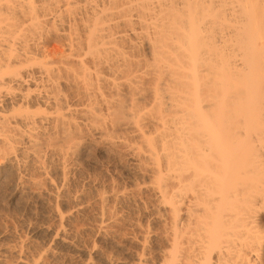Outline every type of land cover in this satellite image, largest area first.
Returning a JSON list of instances; mask_svg holds the SVG:
<instances>
[{
    "label": "bare ground",
    "instance_id": "bare-ground-1",
    "mask_svg": "<svg viewBox=\"0 0 264 264\" xmlns=\"http://www.w3.org/2000/svg\"><path fill=\"white\" fill-rule=\"evenodd\" d=\"M45 33L68 55L54 59L34 42ZM77 47L92 54V74ZM126 48L147 50L155 66L135 69ZM79 78L112 93L85 94L86 115L109 120L94 133H127L109 145L139 170L133 190L79 181ZM147 79L148 103L125 99ZM0 189L48 214L39 225H0V264H263L264 0H0ZM120 234L126 263L84 240L109 246Z\"/></svg>",
    "mask_w": 264,
    "mask_h": 264
},
{
    "label": "rangeland",
    "instance_id": "rangeland-1",
    "mask_svg": "<svg viewBox=\"0 0 264 264\" xmlns=\"http://www.w3.org/2000/svg\"><path fill=\"white\" fill-rule=\"evenodd\" d=\"M50 28V27H49ZM51 30V29H50ZM49 29H45V32L47 31H50ZM53 30V29H52ZM45 34H47V33H45ZM44 35V34H43ZM46 36V37H45ZM45 36H42V37H44V38H42L41 37V40H40V42H39V40H38V38H35V37H33L35 40H34V42L36 43V41L38 42V43H36V44H38L40 47H41V45H45V46H47L46 47V49H48V52L50 51V53H53L52 55L54 56V59L56 58V59H62L63 57L62 56H67L68 55V52H67V47H66V43L65 42H58V41H55V40H53V39H51V36L50 35H45ZM48 36H50V37H48ZM49 38V39H48ZM39 43H42L41 45L39 44ZM63 47V48H62ZM66 47V48H65ZM54 49V50H53ZM62 49H64V50H62ZM82 49V48H81ZM142 48H140L139 50H130V49H123L124 50V52H125V57H124V59H127L128 61H131V62H133L134 61V63L135 64H137V63H139L141 66H137L136 65V68L135 69H138L137 67H139V70H140V72H143L144 70L146 71V69H151L152 67H151V65H152V63L154 64V60L153 59H151V57H150V54L147 52V50H145V49H142ZM77 53L79 52V47H77ZM82 50H85V49H82ZM121 52H122V49H119ZM139 51V52H138ZM60 52V53H59ZM66 53V54H65ZM80 55H81V57L82 56H85L86 57V55L88 54L89 56H91V58H92V54H89V53H87V54H85L86 53V51H84V53H82V51L80 50ZM123 53V52H122ZM58 54H60V55H58ZM84 54V55H83ZM124 54V53H123ZM80 55L79 54H77V56L79 57H77V60L78 59H80ZM89 56H87L86 58H87V60H85L86 58H84L83 57V61L85 60V62L86 63H88L89 61H90V59L88 60V57ZM127 57V58H126ZM90 58V57H89ZM133 60V61H132ZM153 60V61H152ZM57 61H59V60H57ZM140 61V62H139ZM145 62V63H144ZM134 63H132L133 65H134ZM151 63V64H150ZM165 63V62H164ZM90 64H91V62H90ZM89 63L88 64H86V68H89L90 69V71H91V74L94 72L93 71V66H92V64L90 65ZM138 64V65H139ZM162 65H164V66H167L166 64H163L162 63ZM154 66H155V64H154ZM133 67H135V66H132L131 67V69L132 70H135ZM140 67H141V69H140ZM105 72V73H104ZM102 71V73H98V76H100V77H103L104 76V78H106L105 76H107L106 74H108V73H106V72H108V71ZM93 77V75L91 76V78ZM109 78V77H108ZM110 80H111V77L109 78ZM83 80V79H82ZM82 80L79 78V80H77L78 81V83H77V125H78V127H79V135H81V138H80V136H79V141L77 142L78 144H80V146H82V147H84V151H83V153H81L79 156H78V158H77V160L79 161V162H77L76 161V163L78 164V163H80L79 165H75V168H78V169H76V171L77 170H79L80 169V171L82 170V172H79V171H77V174H78V172L80 173L78 176H79V179L80 178H82V175H83V178H84V180H83V178L82 179H80L79 181H83V183H85L86 182V184H90V185H88L89 186V188H92V189H97V186L98 187H100V188H98V191L99 192H101L102 190H104V189H109V187H110V189H111V187L112 188H114V187H116V188H114V189H116V190H118V189H120V188H124L125 190H128V189H130V188H132V190H133V188H135V186L136 185H134V186H132L134 183H136V180L137 179H140V173H137L139 170H137V169H135V168H137V167H135V164H133V162L131 163V159L128 157V156H126V154H123V151H120L119 149L117 150V148L116 147H110V145H109V142L110 143H115V142H118L119 141V139L121 138H125V135L127 134L124 130H122V131H120V130H114L113 131V128H110V125H105V126H107V131H106V134L104 133V134H102V136L98 133V131L97 132H95L94 133V130H92V128H94V127H98L100 124H110L109 123V120H107V122H106V120H102V121H105V122H102L101 120V122H97V121H95V123H94V120L93 121H91L90 119H91V116H89V115H86L87 114V110L90 108L91 109V105H92V102L93 101H88V100H86L85 99V94H87L89 97L91 96H93V99H94V95H96V92H98V94L100 95V94H103L104 95V97L105 98H107V99H109L110 98V96L112 95V93H111V95H110V90H109V87H105V86H102V87H98L99 86V84L98 85H95V80H94V78H92V80H94V81H92L91 79V81H89V82H92L91 84H89V87L91 86V85H93V83H94V87L92 86V88L90 89L89 87H88V89L82 84ZM148 80V79H147ZM147 80H146V84H144V86H142V88L144 89H142L141 88V90H143V91H139V93L137 94V92L135 93H130V98H129V94H127L126 96H128V97H125V99L127 98L128 100H132V99H137L138 97H140V98H143V97H147V94L149 95L150 94V91H149V89L150 88H152V85H153V83H151L149 80H150V78H149V80H148V82H147ZM80 83H81V85H80ZM150 83V84H149ZM97 84V83H96ZM101 84V83H100ZM81 87V88H80ZM96 87V88H95ZM99 88V89H98ZM101 88V89H100ZM84 89V90H83ZM96 89H98V90H96ZM104 89V90H103ZM146 89H147V91H146ZM86 90L88 91V92H86ZM90 90H92V91H90ZM94 90H95V92H94ZM102 90V91H101ZM151 90V89H150ZM149 91V92H148ZM83 92V93H82ZM85 92V93H84ZM147 92V93H146ZM91 95H90V94ZM93 93V94H92ZM146 95H145V94ZM97 94V95H98ZM133 94H134V96H133ZM136 94V95H135ZM139 94H142L141 96L139 95ZM82 95H83V97L84 98H82ZM96 95V97L95 98H97L98 99V97L99 96H97ZM76 96V95H75ZM74 96V97H75ZM81 96V97H80ZM132 98V99H131ZM82 99H85V101L84 100H82ZM92 99V100H93ZM123 99H124V97H123ZM126 99V100H127ZM145 99V98H144ZM148 97H147V103H148ZM75 99H73V101H74ZM142 100V99H141ZM140 100V101H141ZM87 101V102H86ZM144 101H146V100H143V102L141 101V104L143 103L144 105L146 104V102H144ZM90 104H89V103ZM140 103V102H139ZM89 104V105H88ZM94 104V103H93ZM141 104H138L137 103V106L136 107H141L142 105ZM139 105H141V106H139ZM143 105V106H144ZM98 106L100 107L101 105H99L98 104ZM142 106V107H143ZM102 108H103V106H102ZM89 109V110H90ZM149 108L147 107V110H148ZM143 111H146L145 109L143 110ZM142 111V112H143ZM85 112V113H84ZM84 113V114H83ZM81 114V115H80ZM102 115H104L103 117H101ZM106 113L103 111L102 113H101V116H100V118H102V119H105L106 118ZM86 118V119H85ZM88 118V119H87ZM146 121H148L147 119L143 122L144 124H146V125H148V126H154V125H152V123L149 125ZM80 122V123H79ZM87 122V123H86ZM149 122V121H148ZM92 123V124H91ZM98 123H99V125H98ZM150 123V122H149ZM85 125V126H84ZM90 126H93V127H90ZM99 127H101V126H99ZM88 128V129H87ZM110 128V129H109ZM150 129H151V127H149ZM90 131V132H89ZM89 132V133H88ZM92 132V133H91ZM110 132H113V133H110ZM128 132V131H127ZM120 133H121V135H120ZM126 133V134H125ZM83 134V135H82ZM113 134H115V135H113ZM122 134H123V136H122ZM95 136V137H94ZM104 136V137H103ZM119 136V137H118ZM93 137V138H92ZM118 137V138H117ZM104 138V139H103ZM107 139V140H106ZM123 140V139H122ZM80 142V143H79ZM95 142V143H94ZM125 153V152H124ZM127 158V159H126ZM85 170V171H84ZM137 171V172H136ZM86 172V173H85ZM81 173H82V175H81ZM131 173V174H130ZM137 173V174H136ZM138 174H139V176H138ZM81 175V176H80ZM91 175L93 176V177H91ZM89 176V177H88ZM136 176H138V177H136ZM98 177V178H97ZM88 178L91 180V181H94L95 182V184H94V182L92 183V182H90V180L88 181ZM96 178H97V180H99V181H96ZM137 178V179H136ZM93 179V180H92ZM86 180V181H85ZM100 180H101V183H100ZM81 181V182H82ZM106 181V182H105ZM138 181H140V180H137V183H138ZM97 182H99V183H97ZM113 182V183H112ZM104 184V186L102 187L101 186V184ZM107 183V184H106ZM136 183V184H137ZM96 186H94V185ZM102 184V185H103ZM112 185V186H111ZM119 185V186H118ZM91 186V187H90ZM109 186V187H108ZM114 186V187H113ZM126 186V187H125ZM130 186V187H129ZM132 186V187H131ZM105 187V188H104ZM103 188V189H102ZM118 188V189H117ZM127 188V189H126ZM99 189H102L101 191L99 190ZM122 189H120V190H122ZM119 190V191H120ZM131 190V189H130ZM5 196H4V195ZM4 196V197H3ZM2 198V199H1ZM28 199V200H27ZM35 198H33V197H31V196H29V197H26L24 200H26V201H24V200H22V201H19V202H17V204L15 203H12V202H10L9 200H8V198H7V195L5 194V193H3L2 192V190L0 189V220L2 221V219H3V221L1 222L0 221V225H2V224H7V225H9L10 227H13L14 228V225H16V226H19V225H21L23 222H25L26 224L27 223H35V224H41V223H46L48 220H47V218H44V217H47L46 216V208H45V205H43L42 203L40 204V202L37 200V199H35ZM33 200V201H32ZM32 201V202H31ZM4 202V203H3ZM23 202H26V203H23ZM9 203V204H8ZM23 203V204H22ZM8 204V205H7ZM20 204V205H19ZM22 204V205H21ZM28 204V205H27ZM34 207H33V206ZM22 206V207H21ZM6 208V209H5ZM17 208V209H16ZM22 208H23V211H21L22 210ZM29 208V209H28ZM34 208V209H33ZM8 209V210H7ZM12 209V210H11ZM20 209V210H19ZM39 209H42V210H39ZM32 210V211H31ZM92 209L91 208H89L88 210H87V212H86V214H85V212H84V214H85V216H87L86 218L84 217V215L83 216H81V217H79L78 218V221H77V223H79L80 221L82 222H84V219H85V222H87L89 219H92V217L94 216V214L92 213V212H90ZM4 211V212H3ZM9 211V212H8ZM34 211V212H33ZM20 212H21V214H20ZM41 212V213H40ZM127 212V210H125V213ZM133 212V211H132ZM135 212V211H134ZM142 212V211H141ZM12 215H11V214ZM28 215H27V214ZM37 213H38V215H37ZM40 213V214H39ZM130 213H131V211H130ZM136 213V212H135ZM135 213H133L134 215H131L130 217L131 218H133L134 216H135ZM5 214V215H4ZM92 214H93V216H92ZM138 214V213H137ZM136 214V215H137ZM141 213H139L138 215H140ZM3 215V216H2ZM48 215V214H47ZM2 216V217H1ZM15 216V217H14ZM38 216H39V218H38ZM88 216H91V218L89 217L88 218ZM6 217V218H5ZM9 217V218H8ZM18 217V218H17ZM26 217V218H25ZM42 217H43V219H42ZM84 217V218H83ZM136 217H138V216H136ZM15 218V219H14ZM83 220H82V219ZM88 218V219H87ZM135 218V217H134ZM7 219L9 220V221H7ZM13 219V220H12ZM21 219V220H20ZM24 221H23V220ZM87 219V220H86ZM139 219H140V216H139ZM30 220V221H29ZM45 220H46V222H45ZM145 219L144 218H142L141 217V223H143L144 222V225H146L145 224V222H146V220L144 221ZM14 221H16V222H14ZM23 221V222H22ZM28 221V222H27ZM44 221V222H43ZM5 222V223H4ZM38 222V223H37ZM80 222V223H81ZM84 222V223H85ZM9 223V224H8ZM79 223V226L81 225V224H83V223H81L80 224ZM18 224V225H17ZM85 225H86V223H85ZM143 225V224H142ZM16 226H15V228H16ZM77 225H75V227H76ZM78 226V227H79ZM82 226V225H81ZM87 227V226H86ZM82 228V227H81ZM78 229V228H77ZM86 229V228H85ZM18 231H21V232H18ZM24 232H23V234H19V233H22V230H20V229H17V233L19 234V236H18V234H17V236L18 237H20V235H21V240H26V242L28 243V244H30L31 246H34V245H38V244H42V238L41 237H38L37 239L34 237H32L31 236V234L30 235H26V233H25V230H23ZM25 233V234H24ZM88 233V232H87ZM125 233H127V232H125ZM89 234V236H91L90 235V233H88ZM124 234V233H123ZM26 235V236H25ZM29 236V237H28ZM26 239H25V238ZM88 237V236H87ZM87 237H84V240L86 241V242H88V243H90V244H92V243H94V244H97L96 246H98L100 249H101V247H102V249H104V250H106V251H108L109 249H110V251L109 252H113V253H115L116 252V257L118 256V258L119 259H123L124 258V260H125V263H126V260L128 261L129 259H130V249H131V247H129L130 245L129 244H127V245H129L128 246V248H127V245H126V243H128V241H126V243H125V241H123V239H120V238H122L121 237V234H120V237H119V235H118V237H116L115 238V243H113L112 245H107L106 246V244H104L102 241H101V239L100 238H98L97 239V237L95 236V235H92V237H91V239L88 237V239H87ZM94 237V239L92 240V238ZM33 238V239H32ZM119 240H118V239ZM28 239H30V240H28ZM34 239H36V240H34ZM41 240V241H40ZM118 240V241H117ZM122 240V241H121ZM38 241V242H37ZM91 241H93V242H91ZM40 242V243H39ZM121 242V244L122 245H117L118 243H120ZM32 243V244H31ZM103 243V244H102ZM34 244V245H33ZM247 244V243H246ZM101 245H104V246H101ZM115 245H117L118 246V249H117V246L115 247ZM126 245V246H125ZM101 246V247H100ZM111 246V247H110ZM115 248H114V247ZM123 246H124V248H123ZM242 246V247H241ZM243 246H244V248H243ZM247 248H248V245L246 246ZM246 247H245V245H243V243H241V245H240V247L239 248H243L242 250H240V251H242L241 253L243 254L244 252V255H245V257H249L250 255H249V253H248V250L246 249ZM106 248V249H105ZM130 248V249H129ZM239 248H238V251H239ZM101 249V250H102ZM124 249V250H123ZM128 249V250H127ZM103 251V250H102ZM124 253V254H123ZM118 254V255H117ZM234 254V253H233ZM129 255V256H128ZM121 257V258H120ZM249 261H251L252 263L251 264H253V261H252V257L250 256L249 258H247ZM73 260V259H72ZM75 260L76 259H74V261H72V263L73 262H75ZM124 260H122V261H124ZM130 261V260H129ZM128 261V262H129ZM128 262H127V264H128ZM130 263V262H129ZM74 264V263H73ZM263 264H264V256H263Z\"/></svg>",
    "mask_w": 264,
    "mask_h": 264
}]
</instances>
